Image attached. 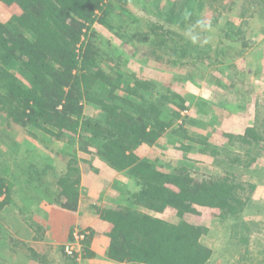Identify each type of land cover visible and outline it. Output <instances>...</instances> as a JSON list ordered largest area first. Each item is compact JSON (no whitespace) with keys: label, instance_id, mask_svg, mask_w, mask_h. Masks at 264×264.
<instances>
[{"label":"trees","instance_id":"16d2710c","mask_svg":"<svg viewBox=\"0 0 264 264\" xmlns=\"http://www.w3.org/2000/svg\"><path fill=\"white\" fill-rule=\"evenodd\" d=\"M131 1L141 4L147 20L131 13ZM213 1L0 0L12 11L8 19L0 20V120L5 129L15 126L31 138L41 132L46 142L77 143L81 152L96 156L133 180L132 189L121 190L123 206L93 208L108 225L106 258L114 263L208 264L212 249L203 238L209 229L193 220L200 215L199 208L217 211L220 220H234L231 244L247 245L248 237L238 228L244 226L241 216L254 185L245 183L247 191L239 180L254 173L252 166L262 150L261 132L252 126L242 134H225L235 141L230 147H220L209 142L210 134L186 130L183 112L192 102L170 84L123 69L119 61L113 66L115 75L106 73L100 64L106 53L95 43L93 29L98 24L124 43L139 42L157 60L173 56L169 60L172 67L182 66L184 60L216 62L218 57L210 56L209 44L186 36L201 26L200 14ZM150 6L153 13L148 11ZM250 8L251 16L263 15L264 0H250ZM230 29L233 35L223 36L230 39L231 46L246 47L242 28ZM215 83L224 87L218 79ZM195 105L201 113L207 102L201 99ZM0 134L14 143L13 153H17L19 144L4 132ZM162 138L185 154L224 157L222 173L195 174L183 162L164 165L137 155L138 147L153 146ZM31 160L16 163L25 176L26 189L44 199L52 195L62 209L76 211L80 171L75 157L50 179L51 164L43 165L34 156ZM3 195L0 210L12 203L10 185L2 175L0 197ZM168 210L174 221L167 219Z\"/></svg>","mask_w":264,"mask_h":264},{"label":"rangeland","instance_id":"374dc122","mask_svg":"<svg viewBox=\"0 0 264 264\" xmlns=\"http://www.w3.org/2000/svg\"><path fill=\"white\" fill-rule=\"evenodd\" d=\"M161 3L164 4L165 0H161ZM140 5L131 1L128 9L136 17L147 20ZM148 11L153 13L154 7L150 6ZM251 13L250 0H215L207 3L200 18L208 27H197L186 36L197 35L202 43L209 44L212 47L210 56L218 57L217 61L206 59L203 63L194 65L191 61L184 60L182 66L178 64L173 67L169 64L173 56L164 55L161 60H157L141 43H124L106 28L98 24L93 26L96 33L95 43L106 53L100 60L106 73L115 75L113 66L119 61L123 69L160 84H170L173 91L179 93L184 100L192 102L190 109L183 112L186 115V130L199 135L210 134L209 142L220 147H230L232 141H235L232 136L227 137L225 134H242L252 126L261 132L262 150L252 166L254 173L246 174L239 180L247 191L245 183L254 185L251 200L241 216L244 226L240 225L238 228L240 233L248 237L247 245L231 244L230 235L235 222L232 219L220 220L217 211L199 208L200 215L193 218L195 222L209 229L208 235L203 238V242L212 249L208 264H264V14L251 16ZM11 14L12 11L0 4L1 21L8 19ZM149 20L154 21V18L150 17ZM230 26L233 31L236 27L242 28L246 47L239 44L231 46L230 39L223 36L224 33L233 35ZM180 33L185 35L184 31ZM229 47L231 48L228 49ZM221 52L225 54L221 56ZM157 53L162 55L160 51ZM216 79L221 81L224 87L217 85ZM201 99L207 102V106L202 107L205 112L197 113L198 107L195 104ZM179 123L180 121L176 122L175 126ZM1 132L17 142L19 148L17 153H13L14 143L0 136V176L7 178L12 199V203L0 210V243H3V246L0 244V259L5 258L6 261V255L15 253L14 255L25 257L27 260L23 261H28V264H109L102 258H96V253L92 250L94 235V248L98 252L104 248L102 236L105 235L106 227L93 208L94 205L123 206L124 196L121 190L125 187L132 189L133 180L127 178L123 172L112 169L96 156L81 152L77 143L66 140L46 142V136L41 132L37 133V138H31L15 126L5 129L0 120ZM239 152L240 149L236 148L235 153ZM136 153L140 158L164 165L186 163L192 167L195 174L210 176L222 173L224 168V157L213 158L197 152L185 154L175 149L174 144L167 138L160 139L153 146L142 145ZM33 156L43 162V165L51 164L48 168V179L64 171L71 156L77 161L80 171L78 207H81L84 218H80V226L71 231L69 240L63 245L50 244L46 234L47 222L40 208V204L56 206L59 201L52 195L45 197L46 199L42 195L41 198L32 194V190L26 189L25 176L16 165L19 162L32 161ZM5 170L9 172L4 173ZM53 190L56 192L55 186ZM24 193H29L30 197L23 196ZM2 199L4 195L0 197V200ZM166 216L168 220L174 221L172 211L168 210ZM16 218L24 221L35 233L36 241L38 240L36 244L40 243V246L34 243L27 245L15 239V225L12 221ZM75 233L85 234V237L75 247L78 254L68 255L65 246L72 243ZM69 257H74L73 262Z\"/></svg>","mask_w":264,"mask_h":264},{"label":"crops","instance_id":"0c3cea01","mask_svg":"<svg viewBox=\"0 0 264 264\" xmlns=\"http://www.w3.org/2000/svg\"><path fill=\"white\" fill-rule=\"evenodd\" d=\"M57 205L43 206L42 204H40V208L42 209L41 213H43L42 215L46 219L45 222H47L46 234L48 236V240L51 245L55 246L65 244L70 238L71 231L74 228L80 226V218H84V216H82L81 207H78L76 211H69L62 209L59 205ZM12 223L15 225V228L13 229L14 237L20 243H24L27 245L31 243H38V240L36 241L35 233L32 232V230L25 224L24 221H21L19 218H16L12 221ZM104 224V226H106L104 231L105 235L102 236V244L104 245V248L100 252H98L97 249L94 248V246L96 245V235H94L92 242V250L96 253V258H102L104 262H108L109 264H115L114 262L106 258V250L109 240L106 237L108 225L106 222H104ZM0 244L3 246V243ZM36 245L40 246V243ZM14 254L15 253H13L12 255H6V261H4L5 258H1L0 264H20V262H23V264H28V261H23L27 260L25 257H19L18 255Z\"/></svg>","mask_w":264,"mask_h":264},{"label":"built area","instance_id":"2783aa9c","mask_svg":"<svg viewBox=\"0 0 264 264\" xmlns=\"http://www.w3.org/2000/svg\"><path fill=\"white\" fill-rule=\"evenodd\" d=\"M84 237H85V234L75 233L73 237L74 240L72 241V243L65 246V252L68 255L78 254V250H75V247L78 246L79 241H82Z\"/></svg>","mask_w":264,"mask_h":264},{"label":"clouds","instance_id":"9594fccd","mask_svg":"<svg viewBox=\"0 0 264 264\" xmlns=\"http://www.w3.org/2000/svg\"><path fill=\"white\" fill-rule=\"evenodd\" d=\"M198 23H200L201 26L204 27V28H207L208 27V25L207 24H204L203 22H198ZM191 39L195 42L197 40V36L191 35Z\"/></svg>","mask_w":264,"mask_h":264}]
</instances>
